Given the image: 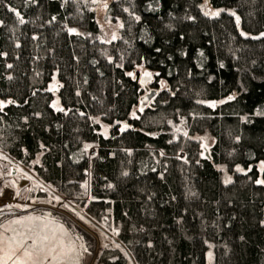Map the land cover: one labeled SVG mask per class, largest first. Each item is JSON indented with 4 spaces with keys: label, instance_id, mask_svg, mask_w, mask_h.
Segmentation results:
<instances>
[{
    "label": "trees",
    "instance_id": "trees-1",
    "mask_svg": "<svg viewBox=\"0 0 264 264\" xmlns=\"http://www.w3.org/2000/svg\"><path fill=\"white\" fill-rule=\"evenodd\" d=\"M91 1L0 0V159L70 198L95 264H264V0H111L110 41Z\"/></svg>",
    "mask_w": 264,
    "mask_h": 264
},
{
    "label": "rangeland",
    "instance_id": "rangeland-1",
    "mask_svg": "<svg viewBox=\"0 0 264 264\" xmlns=\"http://www.w3.org/2000/svg\"><path fill=\"white\" fill-rule=\"evenodd\" d=\"M110 1L111 0L91 1L93 4L92 9L96 13V18L100 26L101 37L106 41L113 40L117 37L120 26L117 20L112 18V16L107 15V4ZM203 9L204 12L209 15H217L216 13L219 14L221 11L227 10L234 14L238 22L240 19L239 14L233 9L213 8L212 6L208 5L207 0H205L203 3ZM144 69V67H140L139 72L136 74V76L140 77ZM132 114L137 115L136 108H134ZM101 123V131L105 135H108L110 125L104 122ZM183 130L184 129L180 125L178 131H174V134L176 136L186 134ZM192 138H196L200 141V154H204L205 152L204 144L209 147V150L214 144V137L209 132H206L202 135H193ZM179 155L181 157H184V150L180 151ZM0 156H3V153L0 152ZM12 165V162L10 163L3 157L2 159H0V198H3L4 195L10 194V190H12L14 191V196L21 199L30 198L31 202L43 200L41 198L34 197L30 194V190L32 188V176H30L26 171H24V166L21 163V166L17 165V173L15 175H12ZM221 168L224 171L226 170V167L224 165H221ZM259 168H263V162L259 164ZM224 180L227 182L230 180V176L227 174V172H224ZM259 181L263 180L260 178ZM22 182H24L23 186H21ZM64 199L65 200H62L61 198H54L52 200L43 201L47 202L48 206L59 205L63 207V209L65 208L66 211H70L71 213H73L82 222V224H85L93 231V234L97 235L99 243L98 246L101 247L103 244L102 236L91 225L80 219L74 212H72L68 208L67 203L71 201L70 198ZM72 203L75 206L76 203ZM15 206L19 207L21 205L19 203H15ZM17 221H19V223H17ZM69 234L72 235L70 230L68 229V226L63 221H60L59 219L58 221H52V219L48 220L46 218H41L37 216L18 217L9 221H5L0 225V239H3L6 242H11L12 248L15 251L13 260L17 257L24 258V248H29L31 250V245H33V243L42 242V245L45 248V252L39 254L34 253L33 258L37 260V262L43 261V264H80L79 245L74 236L72 235L70 237ZM44 237H47V240H44ZM19 241L24 242V247H17V242ZM49 249H54V252L52 255L48 256L47 260H44L43 257L47 255ZM58 254H62L60 255L59 260H54V257ZM213 257V251L209 250L207 254L209 264H213ZM13 260H9L8 264H13ZM128 264H133V262L130 261L128 262Z\"/></svg>",
    "mask_w": 264,
    "mask_h": 264
},
{
    "label": "built area",
    "instance_id": "built-area-1",
    "mask_svg": "<svg viewBox=\"0 0 264 264\" xmlns=\"http://www.w3.org/2000/svg\"><path fill=\"white\" fill-rule=\"evenodd\" d=\"M90 156L96 154L95 146H88ZM1 187V183H0ZM0 198V225L5 221L18 217L37 216L46 219L63 221L70 230L71 234L77 240L80 253V264H95L96 258L102 246H98V237L70 211L64 210L63 207L48 206L43 200L31 202L30 198L21 199L14 196V191ZM19 203L21 206H15ZM47 213V214H46ZM86 227L83 228V227ZM90 231V234L87 233Z\"/></svg>",
    "mask_w": 264,
    "mask_h": 264
},
{
    "label": "snow or ice",
    "instance_id": "snow-or-ice-1",
    "mask_svg": "<svg viewBox=\"0 0 264 264\" xmlns=\"http://www.w3.org/2000/svg\"><path fill=\"white\" fill-rule=\"evenodd\" d=\"M9 67L11 66L9 65ZM145 75H150V74L145 73ZM231 98L232 97H230L229 99ZM258 183H264V181H258ZM17 223H19V221H17ZM43 239L47 240V237H44ZM17 247H24V242L23 241L17 242ZM43 252H45V248L43 247L42 242L33 243V245H31V250L29 248H24V258L17 257L16 259L13 260L15 251L12 248L11 242H6L3 239H0V264H8L9 260H13V264H43V261L37 262V260L33 258L34 253L39 254ZM53 252H54V249H49L47 252V255H45L43 259L47 260L48 256L52 255ZM60 255L62 254H58L57 256H55L54 260L58 261L60 258Z\"/></svg>",
    "mask_w": 264,
    "mask_h": 264
},
{
    "label": "water",
    "instance_id": "water-1",
    "mask_svg": "<svg viewBox=\"0 0 264 264\" xmlns=\"http://www.w3.org/2000/svg\"><path fill=\"white\" fill-rule=\"evenodd\" d=\"M145 73H149L150 75H145ZM154 78V73L150 69H145L141 75H140V84L144 88V93L140 96L139 100V110L142 111L146 107H148L151 103V101L154 99L156 94L158 93V89L155 87H152L151 82ZM204 154L203 156L210 158V150L209 147L204 144ZM13 165L11 166V174L15 175L17 173L16 165L18 164L16 161L12 160ZM24 182L21 183V186Z\"/></svg>",
    "mask_w": 264,
    "mask_h": 264
},
{
    "label": "bare ground",
    "instance_id": "bare-ground-1",
    "mask_svg": "<svg viewBox=\"0 0 264 264\" xmlns=\"http://www.w3.org/2000/svg\"><path fill=\"white\" fill-rule=\"evenodd\" d=\"M87 148H88V147H87ZM0 152H2V151H0ZM82 227H83V226H82ZM83 228H85V229H86V227H83ZM87 233H88V234H90V231H87Z\"/></svg>",
    "mask_w": 264,
    "mask_h": 264
},
{
    "label": "crops",
    "instance_id": "crops-1",
    "mask_svg": "<svg viewBox=\"0 0 264 264\" xmlns=\"http://www.w3.org/2000/svg\"><path fill=\"white\" fill-rule=\"evenodd\" d=\"M23 186V185H22ZM49 220V219H48ZM53 221V220H52ZM70 235V234H69ZM72 235H70V237H71ZM78 259V258H77Z\"/></svg>",
    "mask_w": 264,
    "mask_h": 264
}]
</instances>
